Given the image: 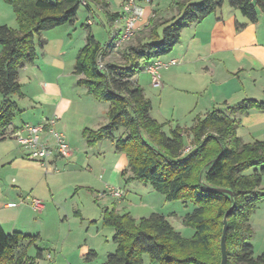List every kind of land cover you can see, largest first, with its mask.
I'll return each instance as SVG.
<instances>
[{
	"label": "trees",
	"instance_id": "obj_1",
	"mask_svg": "<svg viewBox=\"0 0 264 264\" xmlns=\"http://www.w3.org/2000/svg\"><path fill=\"white\" fill-rule=\"evenodd\" d=\"M83 1L4 0L13 8L19 28L0 26V141L6 139L20 114L13 97L23 96L20 72L35 63L36 39L43 49L47 44L43 38L46 31L74 25ZM225 2L251 23L257 22L259 11L264 14V0H175L171 11L176 14L165 18L162 13H155L136 43L116 48L114 42L121 34L114 35L111 25L105 45L89 32L86 45L76 58L73 75L77 85L84 87L94 100L109 104L107 124L98 130H85L89 145L111 141L129 161V167L121 173L125 181L150 184L167 202L185 200L194 205L193 212L183 221L195 231L190 239L177 232L161 214L136 220L129 213L120 214L116 207L106 209L102 222L115 232L116 251L104 264H143L144 256L157 264H221L223 220L232 203L228 196L203 186L200 173L204 167L205 182L232 191L236 203L228 218L227 264H264V252L256 256L250 244L255 235L250 219L264 200V194L258 191L264 179V142L245 143L236 134V116H245L253 109L264 111V103L248 99L236 107L213 109L190 129L177 127L168 136L165 124L151 116L152 103L137 80L142 65L146 67L170 54L184 29L206 19ZM92 4L105 6L100 0H89V13ZM119 17L109 15V24ZM120 130L124 133L117 138L115 134ZM188 133L193 135L194 149L185 153L184 137ZM211 204L217 205L216 219L207 214ZM217 226L219 231L214 232ZM38 238L7 233L0 226V264H39L43 249L37 248L35 257L28 254ZM96 256L91 252L86 259Z\"/></svg>",
	"mask_w": 264,
	"mask_h": 264
},
{
	"label": "rangeland",
	"instance_id": "obj_2",
	"mask_svg": "<svg viewBox=\"0 0 264 264\" xmlns=\"http://www.w3.org/2000/svg\"><path fill=\"white\" fill-rule=\"evenodd\" d=\"M100 2L105 5V8L92 4L93 14H90L86 6L82 4L74 25L58 26L46 31L43 38L47 40V44L43 49L39 47L36 39L35 63L29 66L36 70L29 68L20 72L19 81L23 96L13 97V101L17 103L20 110L14 122L17 125L24 123V126L34 127L44 124L46 118L51 119L50 115L53 114L51 111H46L42 116L41 106L52 110L50 105L45 107L40 103L42 105H39L38 109L33 108L34 97L43 98L47 103L42 95L44 89H47L56 91L64 99L63 113L57 120L54 130L65 136L71 154L74 155L73 159L57 155L52 158L59 159L57 163L51 165L52 159H50L48 164H42L44 167L32 169L17 163L14 165L15 161L13 163L12 161L15 157L10 156L9 162L0 166V173L7 174L8 183L11 182L20 189L30 191L34 188L32 197L44 204L42 211L34 212L39 222L33 226H27L40 233L37 248L45 249L47 257L48 254L51 255V258L47 259L50 264H104L108 255L115 253L116 245L113 242L115 232L112 228L103 225L102 212L113 207H116L120 214L129 213L136 220L158 213L165 216L184 238L190 239L195 234L192 228L183 223L185 217L194 210L191 202L185 200L167 202L166 198L156 192L150 184L125 181L121 171L129 167L126 155L117 152L109 140L102 141V145L90 146L84 135L85 130H98L107 123L109 104L85 96L86 89L77 85V78L73 75L75 61L86 45L89 32L101 45L108 42V31L111 25L107 11L110 13L118 11L124 0H100ZM155 3L160 9L159 12H165L172 6L173 0H156ZM226 4L228 5V2ZM107 5L108 10H106ZM146 9L147 7H145L142 22L138 24V32L126 45L136 43L140 34L147 29L152 13L149 12L150 9ZM175 14L176 12H170L165 17L171 18ZM88 20L92 22L91 26ZM146 23L148 25L145 26ZM2 25L15 30L19 28L13 8L4 0H0V26ZM61 50H64V55L60 53ZM1 52L2 46H0V54ZM114 55L117 56V52ZM170 57L169 54L162 56V62L167 63ZM176 68L174 66L170 70L161 69L159 86H154L145 65H142V72L137 77L146 97L152 103L151 116L158 122L166 124L164 132L168 136L177 127L190 129L198 118L205 116H201L198 111L192 113L187 111L189 98L182 99L181 85L174 84V87L177 86L180 90L172 89L164 93L162 76L166 71L167 74L172 75ZM48 104L53 103L50 100ZM123 133L124 130H120L115 136L118 138ZM39 137L42 142L48 141L51 145L55 144V139L48 130L39 133ZM6 138L18 141L17 134L13 132L7 133ZM184 140L185 153L194 149L193 135L186 134ZM21 147L24 150L21 158H26V155L30 158L28 150L24 146ZM3 154L4 151L0 153V159ZM90 161L93 166H91L92 172L89 171L88 166ZM201 171V176H204L206 168L204 167ZM251 173L252 171L248 172V174ZM111 188L122 189L125 196L120 199L102 196ZM28 203L32 207L31 199ZM216 208L217 205L214 204L209 206L207 214L211 219H216ZM213 231L218 232L219 226ZM254 246L256 256L264 252V231L258 229ZM90 251L95 252L97 256L93 261L88 262L82 255ZM36 253V247H31L29 254L36 256ZM143 264L157 263H152L148 256H144Z\"/></svg>",
	"mask_w": 264,
	"mask_h": 264
},
{
	"label": "crops",
	"instance_id": "obj_3",
	"mask_svg": "<svg viewBox=\"0 0 264 264\" xmlns=\"http://www.w3.org/2000/svg\"><path fill=\"white\" fill-rule=\"evenodd\" d=\"M155 1L147 0L141 2L144 10L145 7H147L146 10L150 9L149 12L152 13V17L155 13H162L165 17L167 13L172 12L171 9L174 6L175 0H173L172 6L165 12H159L160 9ZM121 6L118 11L114 13L107 11V13L109 15L119 14ZM106 10H108V5L106 6ZM88 23L89 26L92 25L90 20H88ZM148 24L146 23L145 26ZM110 25H112L114 35L121 34L123 31L122 23L120 24L118 20L115 23H110ZM116 25L120 27L118 28ZM63 51L61 50L60 52L62 55H64ZM169 55L171 56L169 61L164 64H168L172 60L177 61L178 64L172 75L167 74L166 71L162 76L165 86L164 93L172 89L175 91L180 90L177 86L174 87V84L181 85L182 99L189 98L187 106L189 113L198 111L201 116H204L213 109L236 107L242 101L248 99L264 103V14L261 11H259L257 22L251 23L239 10L231 8L225 2L222 8L216 10L206 19L194 22L184 29L181 33L180 42ZM160 61H162L161 58ZM29 66L31 65H26L22 70L26 71L29 68L36 70V68ZM172 67L174 66L164 69L170 70ZM42 95L47 100V103L44 102L43 98L39 99L37 97L38 100H36L37 98L34 97L32 100L35 101L33 108L38 109L37 107L42 104L45 107H47L46 105H50V107L52 106V110H49V107L43 108L41 106L40 109L43 111L42 116L45 115L46 111H51L53 113L50 115V117L52 116L51 118L60 119L63 113L64 99L56 91L47 89H44ZM85 96L92 98L87 93ZM50 100L53 104H48ZM47 119L50 118L47 117ZM236 119L239 120L236 134L245 143L264 142V111L253 109L245 116L237 115ZM22 126H24V123L17 125L14 122L7 133L13 132L17 134L21 131ZM16 129L19 130L14 132ZM102 143L100 142L95 146L102 145ZM3 151L4 154L0 159V166L8 163L11 156L15 157L12 161V163L15 161L14 165L17 163L32 169L44 167L40 161L32 160L28 155H26L28 159L21 158L22 151L24 152V150L15 139L6 138L0 141V153ZM73 156L72 153L68 159H73ZM7 158L8 160H6ZM58 161L59 159H52L50 160V164L52 165V163L54 164ZM88 166L90 167L89 171L92 172L93 166L91 161ZM33 191L34 188L30 191L24 188L20 189L11 182L8 183L7 174L0 173V226L5 232L37 235L39 237L38 240L40 239V233L37 230L29 228V226H33L39 222V218L36 219L35 210L28 203L30 199L34 198L32 197ZM258 191L264 194V179ZM250 225L255 233L254 238L250 242L255 252L254 240L258 229L264 231V200L252 214ZM37 244L35 246L36 249ZM30 248L28 249V254ZM43 250L44 257L39 261V264H50L47 259H50L51 255L48 254L47 257L45 249ZM91 252L93 251L82 255L86 261H88L86 258Z\"/></svg>",
	"mask_w": 264,
	"mask_h": 264
},
{
	"label": "built area",
	"instance_id": "obj_4",
	"mask_svg": "<svg viewBox=\"0 0 264 264\" xmlns=\"http://www.w3.org/2000/svg\"><path fill=\"white\" fill-rule=\"evenodd\" d=\"M147 0H125L121 6L119 12L118 22L122 23L121 37L114 42L116 48H119L134 38L139 30V23L142 21L145 10L141 5V2ZM89 0H84L83 5L87 6ZM178 63L175 60L170 61L168 64H164L160 59H155L146 66L147 73L152 78L154 86L160 85V71L163 68L169 66H176ZM57 119L55 117L47 119L44 124L38 126L25 125L21 131L17 133V139L21 146H24L28 150L29 156L32 159L40 161L42 164H48L49 160L55 158V156H61L68 158L71 156V150L66 142V138L63 134H59L54 130ZM48 130L50 135L55 139V144L51 145L48 141H43L39 137V133ZM55 146V147H54ZM102 196H108L112 199H120L125 196V192L122 189H109L108 193H104ZM31 206L35 211H42L44 204L37 199H31Z\"/></svg>",
	"mask_w": 264,
	"mask_h": 264
},
{
	"label": "water",
	"instance_id": "obj_5",
	"mask_svg": "<svg viewBox=\"0 0 264 264\" xmlns=\"http://www.w3.org/2000/svg\"><path fill=\"white\" fill-rule=\"evenodd\" d=\"M201 182L203 184V186L210 190V191H213L215 193H220V194H224L226 196H228L231 200V207L230 209L225 213V216H224V220H223V232H222V237H221V241H220V247H221V264H227V234H228V229H229V224H228V218L229 216L232 214L234 208H235V200H234V196H233V193L232 191L228 190V189H225V188H218V187H214V186H211V185H208L203 176H201Z\"/></svg>",
	"mask_w": 264,
	"mask_h": 264
}]
</instances>
